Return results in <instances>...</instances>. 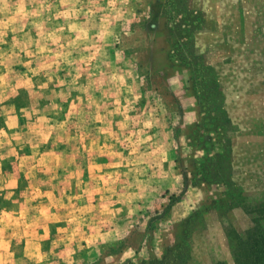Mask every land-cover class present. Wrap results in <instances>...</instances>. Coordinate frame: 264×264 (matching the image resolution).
Instances as JSON below:
<instances>
[{"label":"rangeland","instance_id":"1","mask_svg":"<svg viewBox=\"0 0 264 264\" xmlns=\"http://www.w3.org/2000/svg\"><path fill=\"white\" fill-rule=\"evenodd\" d=\"M19 89V115L68 166L16 160L5 185L30 181L25 217L51 192L39 222L83 226L54 237L49 264L159 257L195 212L188 264H232L223 229L241 234L243 207L264 200V0H0V104Z\"/></svg>","mask_w":264,"mask_h":264},{"label":"crops","instance_id":"2","mask_svg":"<svg viewBox=\"0 0 264 264\" xmlns=\"http://www.w3.org/2000/svg\"><path fill=\"white\" fill-rule=\"evenodd\" d=\"M18 93L24 94L25 101L24 103H22V105H20L17 100ZM25 94V90L19 89L16 95L5 99L0 104V109L4 110V112H1L0 114V134H6L11 137L9 141L0 142V221L4 218H7V216H10L12 220H15L19 223L17 227H5L0 224V264H4L2 261V258L4 256H9L14 261L19 260L21 264H49L48 260H45L44 256L50 255L48 253V244L54 241V237H59L61 240V234L68 233L69 235H71V233L73 232L72 230L78 233V231L82 232L83 229V226H81L74 227L72 228V230L66 231V228L61 226L60 222L56 223L53 221H48L45 225H42L39 222V213L42 209L40 207L41 202H45V200L49 202L50 200H52L50 197L52 196L51 192L48 193V196H45L44 200L40 198V201H36L35 206H33V209H35V213L33 212L31 216L25 217L23 214L29 213L24 212V206L22 205L24 199L21 197V192L25 189L26 184H28L29 180L21 173H19L17 177H14V180L11 181L12 184L9 187H6L5 185V181H7L5 179L12 174L14 166L16 164V160H19V164L20 162H27L25 160L30 159L31 167L29 168L34 169L38 165L46 169L45 166H50L51 168L49 169L56 168L55 172L66 170L68 166L67 162L63 159H60V163H52L49 161L50 158H53L54 160V158H56L58 155H66V151L68 149H55L56 147L54 148L52 143L49 142L50 136L47 137V139L43 140L42 136L38 134V131L41 132L42 130L39 124L34 123L31 119H26L24 115H19V112H21L22 110L30 109ZM17 106L21 107L18 108ZM108 163L109 162H107L106 158L102 159L100 157L93 162L95 167L108 165ZM23 167L27 168V166ZM82 171L83 170L81 169V176ZM36 174L37 176L34 177V179H37L34 183L39 184V181L41 180V186L47 185V181H44L48 178L45 177L44 174L41 175L42 173ZM61 175L62 173L60 172L59 177H56L54 179L51 178L49 179V182L52 183L51 180H54L55 184L57 183V181L59 184H65L66 180H62L63 178ZM144 181L147 180L145 179ZM41 196H44V194H42ZM101 197L102 195L97 196V198H99L100 200L99 202H103L108 199V197H104V199H101ZM13 204H16V206L13 207ZM140 204L141 201H139V203L136 202L135 204H133L132 208L133 210H135V213L140 210ZM103 206L104 203H102L98 207ZM37 208H39L38 211L36 210ZM103 210L105 209L102 208L100 211H97L100 213L104 212ZM108 211L106 213H108ZM22 218L28 221L27 224H22L23 221L20 223V220H23ZM30 221L31 223H29ZM86 229H88V227ZM90 230L91 232H96L99 236L97 238L99 239L107 234V232L99 228H97V230H92V228H90ZM113 233L115 234V232ZM99 242L102 243L101 240ZM88 247L89 245H85L84 248ZM90 251L91 249L89 250V252ZM38 255L41 257L39 258Z\"/></svg>","mask_w":264,"mask_h":264},{"label":"trees","instance_id":"3","mask_svg":"<svg viewBox=\"0 0 264 264\" xmlns=\"http://www.w3.org/2000/svg\"><path fill=\"white\" fill-rule=\"evenodd\" d=\"M18 108L21 106H17ZM164 208L163 211L167 210ZM245 214L249 219L250 226L241 234L233 228L223 229L228 253L232 264H264V200L257 202L255 206H245ZM198 212L177 223V233H175L172 245L162 249L159 257L153 255L147 259L137 260L128 264H188L189 248L187 246L188 237L184 235L185 229H191V222L196 218ZM175 224V225H177ZM114 253L108 254L113 255ZM211 264H226L223 261H212Z\"/></svg>","mask_w":264,"mask_h":264}]
</instances>
